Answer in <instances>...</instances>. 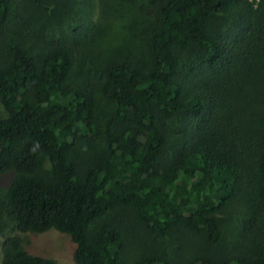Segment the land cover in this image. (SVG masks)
Returning <instances> with one entry per match:
<instances>
[{
  "label": "trees",
  "instance_id": "16d2710c",
  "mask_svg": "<svg viewBox=\"0 0 264 264\" xmlns=\"http://www.w3.org/2000/svg\"><path fill=\"white\" fill-rule=\"evenodd\" d=\"M53 1L69 0H0L2 213L21 233L68 234L77 264L124 261L125 227L95 225L128 210L167 247H143L132 264H264V0L143 3L149 61L112 62L101 81L79 83L75 35L1 55L16 7ZM190 50L197 65L184 70ZM99 94L116 106L104 130ZM91 138L104 143L80 164L76 147ZM241 208L240 246L214 251L222 215ZM1 230L0 264H59Z\"/></svg>",
  "mask_w": 264,
  "mask_h": 264
},
{
  "label": "rangeland",
  "instance_id": "374dc122",
  "mask_svg": "<svg viewBox=\"0 0 264 264\" xmlns=\"http://www.w3.org/2000/svg\"><path fill=\"white\" fill-rule=\"evenodd\" d=\"M152 1L69 0L49 2L46 7L22 3L15 9V14L20 17L10 25L2 38L1 55H8L11 46L23 40H26L30 50L36 51L44 42L58 38L67 39L75 35L81 43L79 55L81 66L76 67L72 82L79 83L85 80L99 82L109 63L124 59L142 63L149 61L145 32L150 25L148 16L150 9H142L141 5L144 3L151 8ZM249 1L257 8L262 0ZM184 55L186 56L184 70L197 65L194 50ZM115 108L113 102L101 94L98 95V130L105 129ZM103 143V140L97 138L81 141L75 150V156L80 164L96 155ZM8 182V174H0V203L5 199ZM241 209L222 215L224 236L219 245L211 247L214 251H234L240 246L241 231L247 219L246 210ZM132 213L131 210L115 211L95 225V229L103 223H116L125 227L129 234V250L121 264H132L133 255L143 247L157 245L167 249L162 239H157L154 244L153 238L141 227ZM1 229L5 230L6 235L22 234L27 248L48 252L59 264H77L74 258V244L68 234L56 229L44 233H21L0 209ZM3 240L4 237H1L0 263L3 258ZM171 242L169 249L174 246L173 241Z\"/></svg>",
  "mask_w": 264,
  "mask_h": 264
}]
</instances>
